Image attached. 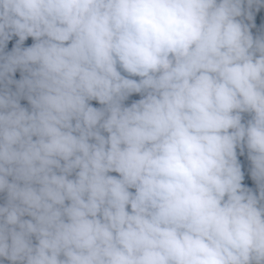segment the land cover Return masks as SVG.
I'll return each mask as SVG.
<instances>
[{"label":"clouds","instance_id":"1","mask_svg":"<svg viewBox=\"0 0 264 264\" xmlns=\"http://www.w3.org/2000/svg\"><path fill=\"white\" fill-rule=\"evenodd\" d=\"M262 12L0 0V264H264Z\"/></svg>","mask_w":264,"mask_h":264},{"label":"trees","instance_id":"2","mask_svg":"<svg viewBox=\"0 0 264 264\" xmlns=\"http://www.w3.org/2000/svg\"><path fill=\"white\" fill-rule=\"evenodd\" d=\"M259 15H260V16H264V12L260 13ZM259 22H260V19H259V16H258V17H257V24H259ZM30 43H31V38H28V39L25 41V44L27 45V44H30ZM138 98H139L138 94H133V96L130 98V100H129V101H126V103H130V102H131V99H138ZM21 102H22V103H26L25 101H21ZM92 103H93L94 106H99V105L96 104L95 101H92ZM241 159L243 160L242 157H241ZM245 166H246V161H245ZM244 183L247 184L249 187H253V188L255 187V185H254V183L251 181V178H250V177H247V176H246V179H245Z\"/></svg>","mask_w":264,"mask_h":264}]
</instances>
